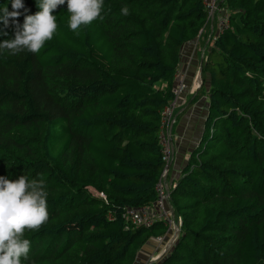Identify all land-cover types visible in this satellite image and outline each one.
I'll return each mask as SVG.
<instances>
[{
  "label": "trees",
  "instance_id": "obj_1",
  "mask_svg": "<svg viewBox=\"0 0 264 264\" xmlns=\"http://www.w3.org/2000/svg\"><path fill=\"white\" fill-rule=\"evenodd\" d=\"M219 2L228 28L212 31L201 64L203 130L169 189L178 236L155 264H264V0ZM23 3L20 25L39 11ZM53 15L39 53L0 54V176L42 179L48 192L22 264H135L168 225L134 226L124 211L157 198L160 112L207 14L201 0H104L76 31L66 3ZM15 31L0 22V41Z\"/></svg>",
  "mask_w": 264,
  "mask_h": 264
},
{
  "label": "clouds",
  "instance_id": "obj_2",
  "mask_svg": "<svg viewBox=\"0 0 264 264\" xmlns=\"http://www.w3.org/2000/svg\"><path fill=\"white\" fill-rule=\"evenodd\" d=\"M67 4L68 25L73 31L100 18L104 0H37V11L25 15L22 25L18 17L24 8L23 0H11L12 11L5 5L0 8V22L16 25L14 38L0 41V54L17 55L27 51L37 54L46 41L57 33V17L53 15L58 6ZM127 16L129 9L122 6ZM0 35L7 36V32ZM48 192L42 179H29L20 175L16 180L0 176V264H22L27 260L30 240L23 238L25 230H38L49 218Z\"/></svg>",
  "mask_w": 264,
  "mask_h": 264
},
{
  "label": "crops",
  "instance_id": "obj_3",
  "mask_svg": "<svg viewBox=\"0 0 264 264\" xmlns=\"http://www.w3.org/2000/svg\"><path fill=\"white\" fill-rule=\"evenodd\" d=\"M212 31L214 30H212L211 25L205 27L195 41L186 43L181 49L177 72L183 77L184 82L189 85V91L184 92L179 97L177 101V104H179L175 110L176 120L172 127L171 139L174 159L170 163L165 179V184L169 189L174 187L175 181L180 177L182 168L185 166L192 149L197 146L203 130L207 110V88L204 89V92L201 90L199 92V88H196L194 83L199 78L200 63L203 62L206 54L213 46L214 36ZM153 252L146 248V256H143L144 251L139 253L140 256H143L140 258L141 262L139 264H144L143 261L146 258L148 260L147 256L152 255ZM135 264L137 263L135 262Z\"/></svg>",
  "mask_w": 264,
  "mask_h": 264
},
{
  "label": "built area",
  "instance_id": "obj_4",
  "mask_svg": "<svg viewBox=\"0 0 264 264\" xmlns=\"http://www.w3.org/2000/svg\"><path fill=\"white\" fill-rule=\"evenodd\" d=\"M204 10L207 14V22L211 27H215V38L221 35L228 28V17L225 13H219L218 0H201ZM214 24V25H213ZM195 86V85H194ZM196 88H199L196 87ZM189 91V85L183 79H178V72L175 74V83L172 88L173 100L160 112V132L159 139L162 147V154L164 156L165 166L163 168L160 180L155 186L157 198L151 207H141L138 209L126 208L124 211V218L134 226L148 227L156 220L162 221L168 225V233L173 230L176 234L180 224V219L175 218L172 209L169 206V187L166 186L164 178L167 174V169L171 163L169 157L170 140L166 134L168 132L169 124L172 122L173 110L179 97ZM166 133V134H165ZM102 197V194H100ZM168 211V213H166ZM110 217V216H109ZM111 218V217H110ZM177 229V230H176ZM162 240V239H158ZM157 250V249H156Z\"/></svg>",
  "mask_w": 264,
  "mask_h": 264
},
{
  "label": "rangeland",
  "instance_id": "obj_5",
  "mask_svg": "<svg viewBox=\"0 0 264 264\" xmlns=\"http://www.w3.org/2000/svg\"><path fill=\"white\" fill-rule=\"evenodd\" d=\"M218 1H220V0H218ZM210 25V24H209ZM212 28V30H213V27H211ZM201 33V32H200ZM200 33H199V35H200ZM198 35V36H199ZM198 36H197V38H198ZM196 38V39H197ZM195 41V40H194ZM201 64H202V62L200 63V70H198V76H199V78H198V80L194 83V85H195V87H198V86H200L201 84H202V82H201V77H200V72H201ZM178 79L180 80V79H183V77L181 76V75H179L178 74ZM179 104V103H178ZM178 104L176 103V106H175V108H174V110H173V115H172V122L169 124V127H168V132H167V134H166V136H167V138H168V140H170V144H171V147H170V151H169V157H170V160H171V162H172V160L174 159V150H173V146H172V143H171V139H172V127H173V125L175 124V110H176V108L178 107ZM189 157V156H188ZM169 167H170V164H169V166H168V169H169ZM168 169H167V172H168ZM167 175V174H166ZM165 179H166V177L164 178V181H165ZM169 206H170V203H169ZM166 213H168V211L166 212ZM177 230V229H176ZM178 231V230H177ZM174 231L173 230H171V232H169V233H167L166 235H164L162 238V240H155L154 241V243H152V244H149L148 245V250L150 249V251H154L153 252V254L152 255H148L147 257H148V260H147V258H146V260L145 261H143V263L144 264H153L156 260H158V259H160L163 255H164V253L166 252V251H170L171 250V247H172V245L174 244L173 242L177 239V236H178V234L176 233L175 234V237L173 238V235H174ZM152 248H154V249H152ZM157 249V250H156ZM144 251V254H143V256L145 255H147L146 253H145V250H143ZM143 251H140V253L141 252H143ZM140 255L138 254V259H136V263L137 264H139L141 261H140V258L141 257H143L142 255L139 257ZM155 264V263H154Z\"/></svg>",
  "mask_w": 264,
  "mask_h": 264
}]
</instances>
